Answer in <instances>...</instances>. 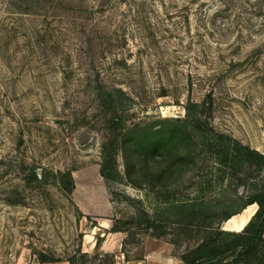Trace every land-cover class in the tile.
Listing matches in <instances>:
<instances>
[{
    "label": "rangeland",
    "instance_id": "rangeland-1",
    "mask_svg": "<svg viewBox=\"0 0 264 264\" xmlns=\"http://www.w3.org/2000/svg\"><path fill=\"white\" fill-rule=\"evenodd\" d=\"M115 90L127 126L205 102L217 132L264 154V0H0V264H184L196 239L175 226L112 231L145 198L100 174L112 115L99 96Z\"/></svg>",
    "mask_w": 264,
    "mask_h": 264
},
{
    "label": "trees",
    "instance_id": "trees-1",
    "mask_svg": "<svg viewBox=\"0 0 264 264\" xmlns=\"http://www.w3.org/2000/svg\"><path fill=\"white\" fill-rule=\"evenodd\" d=\"M120 92L102 91L99 96L112 115V135L102 146L100 174L108 184L126 183L143 191L145 198H129L138 205L137 215L124 227L115 224L112 231L129 233L127 225L133 224L160 239L171 235L168 227L175 226L178 236L188 234L196 239L181 255L184 264H264V154L217 132L208 121L212 110L205 102L188 104L184 119L127 126L116 96ZM62 177L72 194V173ZM190 177L194 192L186 194L180 187ZM33 178L41 181L36 171ZM248 184L249 190L239 192ZM149 196L154 214L146 209ZM254 204L258 211L243 231L222 229L225 222ZM171 243L179 241L174 238ZM88 255L78 252L69 263L87 264ZM104 257L107 264H116L115 255ZM51 260L40 255L42 264Z\"/></svg>",
    "mask_w": 264,
    "mask_h": 264
},
{
    "label": "bare ground",
    "instance_id": "bare-ground-1",
    "mask_svg": "<svg viewBox=\"0 0 264 264\" xmlns=\"http://www.w3.org/2000/svg\"><path fill=\"white\" fill-rule=\"evenodd\" d=\"M256 207H257L256 204L251 207H248L247 209L244 210V212L240 216L231 218V220H229L226 223L228 224L229 227H235L237 229L243 227L248 221V219L251 217V215L253 214Z\"/></svg>",
    "mask_w": 264,
    "mask_h": 264
},
{
    "label": "crops",
    "instance_id": "crops-1",
    "mask_svg": "<svg viewBox=\"0 0 264 264\" xmlns=\"http://www.w3.org/2000/svg\"><path fill=\"white\" fill-rule=\"evenodd\" d=\"M255 205V204H254ZM251 206H253V205H250L249 207H251ZM257 211H258V205H257V207L255 208V210H254V212H253V214L251 215V217L248 219V221L246 222V224L243 226V227H240V228H235V227H229L228 226V224L225 222L224 224H223V227H222V229L223 230H225V231H230V232H241V231H243V229L248 225V223L251 221V219L255 216V214L257 213ZM244 212V211H243ZM242 212V213H243ZM242 213H240V214H238V215H236V216H234V217H232V218H235V217H238V216H240ZM231 220V219H230ZM229 221V220H228ZM227 221V222H228ZM239 221V220H238Z\"/></svg>",
    "mask_w": 264,
    "mask_h": 264
},
{
    "label": "water",
    "instance_id": "water-1",
    "mask_svg": "<svg viewBox=\"0 0 264 264\" xmlns=\"http://www.w3.org/2000/svg\"><path fill=\"white\" fill-rule=\"evenodd\" d=\"M264 218H262L261 223L263 222Z\"/></svg>",
    "mask_w": 264,
    "mask_h": 264
}]
</instances>
